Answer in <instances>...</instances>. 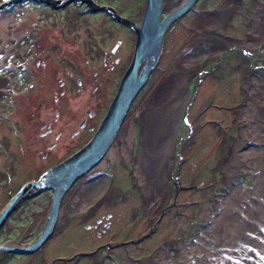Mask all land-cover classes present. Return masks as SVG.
<instances>
[{
	"label": "rangeland",
	"instance_id": "374dc122",
	"mask_svg": "<svg viewBox=\"0 0 264 264\" xmlns=\"http://www.w3.org/2000/svg\"><path fill=\"white\" fill-rule=\"evenodd\" d=\"M1 1V50H24L37 39L41 55L56 60L58 67L63 60H76L70 69L92 73L94 67L85 59L98 53L88 44L108 37L107 45L115 39L121 42L116 50L119 65L129 64L135 31L110 22L103 10L78 17L77 7L53 10ZM100 1L111 2L119 14L136 22L141 19L144 0ZM182 2L162 0V15ZM263 4L264 0H196L173 20L165 30L157 64L123 120L133 127L128 157L104 159L100 171L87 180L86 175L76 179L64 193L58 220L42 246L32 253L2 250L0 264H264V103L260 107L258 101H264V15H255ZM2 52L5 59L7 51ZM101 70L104 73L98 71L94 82L100 90L105 84L114 91L116 63ZM167 73L182 78L175 91L167 93L171 100L180 97L171 147L164 155L153 140L141 146L147 161L164 156L141 180L135 173L136 155L151 114L143 116L141 108ZM252 79L259 84L256 95ZM58 88L55 80L52 91ZM6 89V79L0 78V209L23 181L85 144L93 131L85 128L76 136L69 131L86 109L95 112L104 102L88 93L56 101L62 116L52 126L66 130L55 157L47 162L40 154L44 149L23 139L21 122L24 113L28 120L52 99L13 102ZM103 100L93 124L104 114ZM250 125L257 134L245 130ZM235 148L243 155L235 158ZM73 188L77 191L71 192ZM50 197L49 191L26 196L0 227V244L33 241L43 228ZM74 201L78 204L73 206ZM129 238L137 243L110 249L112 258L102 255L106 242ZM238 251L246 257L238 259Z\"/></svg>",
	"mask_w": 264,
	"mask_h": 264
},
{
	"label": "flooded vegetation",
	"instance_id": "af4514ba",
	"mask_svg": "<svg viewBox=\"0 0 264 264\" xmlns=\"http://www.w3.org/2000/svg\"><path fill=\"white\" fill-rule=\"evenodd\" d=\"M6 1H9V0H3L1 2H6ZM92 1H94L97 4L111 5L110 4L111 2H102L100 0H92ZM20 2L32 5L34 7L48 8V9H53V10H64V9H67L70 7H77L79 12H80V13L78 12V14H79L78 17L80 15L81 16H87L86 14H93V13L98 14V11L89 10L86 0H82V1L81 0H77V1L73 0V2H69L68 4H65V5L58 4L56 7H52L49 4H45L43 1L36 2L35 0H21ZM20 2H18V3H20ZM14 4H16V3H14ZM91 5H94V4H91ZM4 7H6V6H4ZM1 8H3V7H1ZM117 12H119V11H117ZM102 13H104L105 16L109 18L110 22H112L116 25L122 26L123 28H126L128 30L131 29L132 32L134 31L130 26H127V25L115 20L106 11L102 12ZM90 36H93V35L90 34ZM107 39H108V37L106 38L105 41H103L101 38L99 40H91L88 44V48L90 49V51L94 50L98 53L97 56H92L91 59H85V61L87 63H89L92 67H94V69L92 70V73L89 71H84L82 69H80L79 73H78L73 68L70 69V67L75 68L74 62L76 60H74V61L63 60L62 61L63 65H61V67H58L55 63L56 60L49 61V60H47L46 56L41 55L42 49L38 48V46H40V44H39V41L37 39L34 40V42H35L34 45L31 43H28L27 44L28 47L25 48L24 50H14V49L1 50L2 48L0 49V52L7 51L6 55H5L6 56L5 59L2 56V54L0 53V58L5 60L4 61L5 63H2V64L0 63V78L6 79V85H7L6 92H7V98L8 99L10 98L13 102H14V100H17L20 98H25V99L34 98V99H39V100L52 99V102L50 103V105L48 107L45 105L46 108L43 109V111L42 110L33 111L31 114H29L28 120H26V114L24 113V116H22V121L24 123L20 121L21 122V128H22L21 133H22L23 139L28 143L31 140V145H36L37 146L36 148L40 149V151H42L43 149L45 150V152L40 153L41 156L44 158L42 161L46 160L47 162H50V160L53 157H55L54 151L57 150V147L61 144V143H59L60 142L59 139L61 138L63 132L65 135L66 128L64 130L54 129V125L52 126V123L57 121V119H59V117L62 116L60 113L61 107H59L56 104V101L59 100L60 97H64V98H68V99H74L77 96L84 95V94L88 93L89 95H92V96H89L90 98L102 100L104 102H105V100H103V99H106L105 107L107 108V106H108L107 103L109 104L110 100L114 96L116 89L118 87L117 84H119L120 79H121L126 68H125L124 62L121 65H119V61H120L121 57H120V53H119V55H117V52H116V50L120 47L121 42L119 41V39H115L111 43L112 45H110V44L107 45V44H105ZM69 43H71V42L69 41ZM9 44H11V41ZM9 44H6L5 46H8ZM103 44H105V45H103ZM30 48H32V49H30ZM133 48H134V44H133ZM55 56L58 57V52L56 53ZM129 62H130V60H129ZM115 63H116V73L113 74V78H112V82L116 83L115 87L113 88L114 91L108 90L107 87L104 88V86H106L105 84H103V90H100L98 88L99 82H94V79L96 78L97 72L98 71L103 72L101 70V68L106 67L108 69V67H113ZM120 68H122V69H120ZM40 71H41V73H40ZM118 71H120V73ZM73 73H78L79 77H73ZM10 78H11V84L9 86ZM55 80L58 81V87H59L58 91H52V89L55 87ZM107 80H109V79H106L104 82H107ZM15 83H21L22 87L16 88L14 86ZM101 83H103V81ZM89 85H91L90 91L87 92V87ZM6 92L4 93V95L6 94ZM81 93H83V94H81ZM103 103H100L99 107H97L95 112L92 111L91 109H86L84 111V115L80 118L77 127H74L73 129H71L69 131V135L70 136H76L80 133V131L82 129H85V128H88L94 132L96 126L98 125V123L102 117H100L96 121V123H94L95 124L94 125L93 124V116L100 113ZM12 111H13V109H12ZM105 111H106V109H105ZM105 111H104V113H105ZM31 123L33 124V130L32 131H31ZM69 126H70V123H69ZM93 132H92V134H93ZM23 145L24 144H20L19 147H21ZM57 160H58V162L60 161V159H57ZM54 164H56V163H54ZM51 165H53V164H51ZM45 170H43V171H45ZM43 171H41L34 178L23 181L14 192L10 193L7 201L3 204L1 209L8 202L10 197L15 192H17L18 190L21 189L22 185L25 182L36 179ZM12 176H13V174H12ZM16 179H20V178H16ZM8 180L11 181L12 177L8 178ZM79 180H78V182L80 183L81 180L80 181ZM10 188H11V185H10ZM76 188L71 189V192H73V191L76 192L77 191ZM45 191H49L50 194L52 195L51 189H46V190L31 189L28 191L26 189L24 191L25 195L22 196L17 201V203L11 209L9 215L12 213V211L15 210V208L17 206L20 205V203L25 199L26 196L32 197L34 195L40 194L41 192H45ZM62 198H63V196L60 199L59 207L61 205ZM50 199H51V197H50ZM74 200L76 201V199H74ZM49 202H50V200H49ZM46 211H47V209H46ZM58 212H59V210H58ZM9 215L7 216V218L9 217ZM58 217H59V215L57 214L56 221L58 220ZM96 220H97V222H100L99 218H97ZM44 224H45V218H44L43 226H44ZM105 225L108 226V223ZM136 243H137V241L135 239H132V238L123 239V240L119 241L118 243L106 242L105 243L106 251L104 253L102 252V255H105L109 258H112L114 253L110 252L109 251L110 249H114L115 247H121V246H123L126 249L127 244H136ZM114 264H118V263L114 262Z\"/></svg>",
	"mask_w": 264,
	"mask_h": 264
},
{
	"label": "water",
	"instance_id": "95a60500",
	"mask_svg": "<svg viewBox=\"0 0 264 264\" xmlns=\"http://www.w3.org/2000/svg\"><path fill=\"white\" fill-rule=\"evenodd\" d=\"M20 1L9 0L5 3L14 4ZM35 1H43L52 7H56L58 4L65 5L73 2V0ZM86 1L89 10L106 11L115 20L130 26L135 31L134 48L130 62L120 79L116 92L110 100L104 115L85 144L58 163L48 167L36 179L25 182L21 189L15 192L0 210L1 227L14 205L25 195L24 191L26 189L27 191L31 189L52 190L51 199L45 213V224L38 236L27 244L1 243L0 251L32 253L41 247L44 241L51 235L63 194L89 167L100 160L105 151L114 142L120 126L123 125V120L131 102L144 86L148 76L157 64L167 26L187 12L196 2V0H183L179 6L162 15V0H144L141 19L136 22L119 14L112 5L97 4L92 0Z\"/></svg>",
	"mask_w": 264,
	"mask_h": 264
},
{
	"label": "bare ground",
	"instance_id": "6f19581e",
	"mask_svg": "<svg viewBox=\"0 0 264 264\" xmlns=\"http://www.w3.org/2000/svg\"><path fill=\"white\" fill-rule=\"evenodd\" d=\"M263 5L257 8V12L255 13V15H264ZM261 24H262L261 29L264 30V18H262ZM178 81L180 82L182 81L181 76H177L172 73L165 74L161 78V80L158 82V84L155 86V88L152 90V92L149 94L146 103L141 108L143 112V116L144 114L151 113L150 114V125L146 129L147 134L145 133V135L142 136L141 142H140L141 144H140V147L138 148V151H137L138 153L136 155L137 157H136V164H135V173L138 175V177L141 180L143 177L149 176L151 174V171L155 170V167L159 162L158 157L164 158V156L160 155L155 158H150L148 161L143 159L144 155L142 153L141 146L145 143H148L149 140H153L161 147L164 155L166 152L170 150V147H171L170 140H171V136L174 130L176 110H177L178 104L180 103V97L177 96L176 98L171 100L172 97L168 98L167 93L170 94L175 91L176 87L178 86ZM172 82H173V85H172ZM251 82L254 83V87L251 90L252 95H256V91L259 90L258 89L259 84H255L256 80L254 79H252ZM258 101H259V106L261 107L264 101H261L260 99H258ZM154 104H156V106L158 107L156 108L153 107L152 105ZM249 129H252L251 125L248 127H245V130H249ZM132 130H133V127L131 125L123 124L122 126H120L118 133L116 135V138L114 139V142L111 144L109 149L105 151V153L100 158V160L97 161V163L89 167L84 172L83 175H86L85 176L86 180L91 174H93L96 171L101 170L102 168L101 164H103L104 159L113 158L114 155L120 156L123 158L128 157V150H129ZM250 132L256 133V134L258 133V132H255L254 130L253 132L252 131ZM241 155H243V153ZM241 155L238 153V149L235 148V158L236 156H241ZM246 159L247 158H245V161ZM77 204H78L77 202H74L73 206ZM227 255L231 256L230 254H227ZM245 257H246L245 255H243L241 252L238 251V256H237L238 259H244Z\"/></svg>",
	"mask_w": 264,
	"mask_h": 264
}]
</instances>
